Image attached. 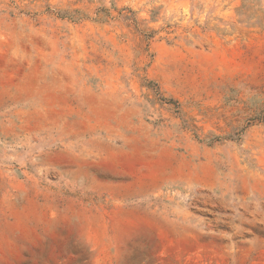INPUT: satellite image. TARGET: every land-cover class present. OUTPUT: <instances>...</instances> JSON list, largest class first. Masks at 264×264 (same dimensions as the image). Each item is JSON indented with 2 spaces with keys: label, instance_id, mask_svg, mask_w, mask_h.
<instances>
[{
  "label": "rangeland",
  "instance_id": "obj_1",
  "mask_svg": "<svg viewBox=\"0 0 264 264\" xmlns=\"http://www.w3.org/2000/svg\"><path fill=\"white\" fill-rule=\"evenodd\" d=\"M0 264H264V0H0Z\"/></svg>",
  "mask_w": 264,
  "mask_h": 264
}]
</instances>
